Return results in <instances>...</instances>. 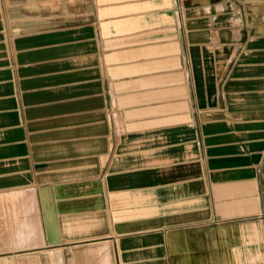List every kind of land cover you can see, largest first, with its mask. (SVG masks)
Here are the masks:
<instances>
[{
    "label": "crops",
    "instance_id": "0c3cea01",
    "mask_svg": "<svg viewBox=\"0 0 264 264\" xmlns=\"http://www.w3.org/2000/svg\"><path fill=\"white\" fill-rule=\"evenodd\" d=\"M30 187L0 264H264V0H0V190Z\"/></svg>",
    "mask_w": 264,
    "mask_h": 264
},
{
    "label": "rangeland",
    "instance_id": "374dc122",
    "mask_svg": "<svg viewBox=\"0 0 264 264\" xmlns=\"http://www.w3.org/2000/svg\"><path fill=\"white\" fill-rule=\"evenodd\" d=\"M14 191L15 190H8V191H4V190L1 191L0 190V206H22L23 204H20L21 197H22V195H25V194L33 196L34 200L36 198L35 189L34 188L31 189V187L29 190L23 191L16 196L13 195ZM108 249H109L108 245H106L105 250L107 251ZM86 250L87 251H85V252H87V255H90V256L92 255V257H93V258H87V260H85V261H88V263H91V264H114L113 257L108 258L107 259L108 261L103 260L100 257L101 253L103 252L104 249H98L97 250V249H92V248H86ZM109 252H110V250H109ZM111 255H112V252H111Z\"/></svg>",
    "mask_w": 264,
    "mask_h": 264
}]
</instances>
